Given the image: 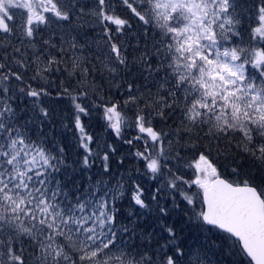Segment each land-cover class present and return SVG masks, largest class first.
I'll return each mask as SVG.
<instances>
[{
  "label": "snow or ice",
  "instance_id": "obj_1",
  "mask_svg": "<svg viewBox=\"0 0 264 264\" xmlns=\"http://www.w3.org/2000/svg\"><path fill=\"white\" fill-rule=\"evenodd\" d=\"M0 264H264V0H0Z\"/></svg>",
  "mask_w": 264,
  "mask_h": 264
}]
</instances>
